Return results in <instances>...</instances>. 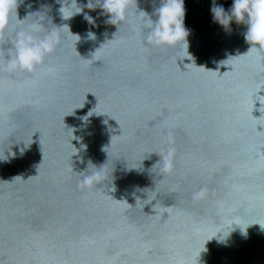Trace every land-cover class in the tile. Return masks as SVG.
Returning <instances> with one entry per match:
<instances>
[{"label": "water", "instance_id": "obj_1", "mask_svg": "<svg viewBox=\"0 0 264 264\" xmlns=\"http://www.w3.org/2000/svg\"><path fill=\"white\" fill-rule=\"evenodd\" d=\"M211 6L184 0L188 54L145 45L134 14L92 28L23 0L18 19L38 12L9 18L3 58L40 17L59 44L30 75L0 73V264H264V50ZM89 161L103 179L83 187Z\"/></svg>", "mask_w": 264, "mask_h": 264}, {"label": "clouds", "instance_id": "obj_2", "mask_svg": "<svg viewBox=\"0 0 264 264\" xmlns=\"http://www.w3.org/2000/svg\"><path fill=\"white\" fill-rule=\"evenodd\" d=\"M22 2L23 0H0V44L4 42L3 34L9 27V18L13 14L18 21H23L38 12L28 13L24 19H18L17 9ZM56 2L60 4L59 12L63 19L82 14L83 19L92 28L98 27L97 20L102 17L103 24L117 28L118 25L128 22L134 14L133 31L137 34L143 33L145 45L152 48L167 47L177 51L184 50L188 53L189 30L184 26V0H159L158 7H155L151 13L143 9L138 10L137 0H86L82 5H78L77 0H56ZM85 8L89 11L100 9V12L94 18L84 11ZM66 11L67 15H65ZM210 13L213 23L218 24L225 32L231 31L230 25L233 22L244 25L243 39L249 45L248 51L264 50V0H232L231 7L227 11L212 0ZM58 29L59 27L55 26V29L47 30L43 17L36 19L28 28H19L14 37L8 41L7 59L5 60L0 53V73L22 72L30 75L41 68L46 57L50 56L59 44ZM86 35L88 39L95 38V33L92 31H87ZM177 58H188V56L178 55L176 61ZM158 157V161L154 164L160 165L158 172L160 174L171 172L172 152ZM2 161L4 160H0ZM89 163L94 171L88 169ZM82 173L83 187H91L103 179L100 174L101 167L97 168L90 161L86 171Z\"/></svg>", "mask_w": 264, "mask_h": 264}]
</instances>
